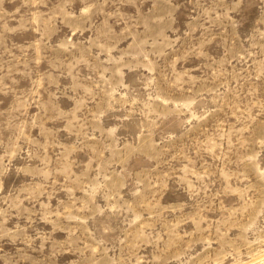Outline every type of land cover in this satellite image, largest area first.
Masks as SVG:
<instances>
[{
	"label": "rangeland",
	"instance_id": "rangeland-1",
	"mask_svg": "<svg viewBox=\"0 0 264 264\" xmlns=\"http://www.w3.org/2000/svg\"><path fill=\"white\" fill-rule=\"evenodd\" d=\"M0 264H264V0H0Z\"/></svg>",
	"mask_w": 264,
	"mask_h": 264
}]
</instances>
